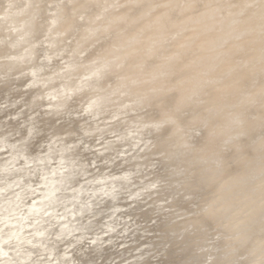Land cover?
<instances>
[{
	"label": "bare ground",
	"instance_id": "1",
	"mask_svg": "<svg viewBox=\"0 0 264 264\" xmlns=\"http://www.w3.org/2000/svg\"><path fill=\"white\" fill-rule=\"evenodd\" d=\"M65 1L71 3L73 0H45L42 11L38 13L42 16L38 26L39 36L31 40L28 39L18 49L19 51L11 52L7 55L9 59L0 63V74H2L8 72L7 70H12L30 57L33 60L31 64L19 69L18 74L24 73L25 75L21 79L22 81L9 85L0 93V113L7 112L4 116H0V127L4 124L1 122L2 120L7 122L9 117L16 120L18 115L23 114L19 122L16 121L9 127L11 132L0 133V156L10 154L0 161V174L3 173L2 175L6 176L12 173L14 168H19L20 171V174L11 180L14 182L0 184V222H2L0 224V258L8 255L0 259V264H13L15 260L19 261V264H27L28 260H31L28 264H49L52 261L54 264L74 263L75 258L70 256L73 249L69 252L67 249L72 248L76 244V240H81L83 236L80 234L76 236L75 240L69 239L65 242L66 238L73 234L74 229L73 225L69 224V220L61 221L60 218L83 211L82 206L84 205L71 209L70 212L65 211L61 215H56L54 211L59 202L57 192L70 177L68 172L64 171L67 168L68 170L81 171L84 176L92 173L86 179L80 180L81 185L84 181H88L87 184L77 186L76 191L69 196L74 200H81L82 192L91 190V186L97 181L105 180L106 175L112 177L123 173V176H126L129 174L128 172L133 173L135 169L145 166V164H136L137 167L114 172L112 175L110 172L106 174V171L115 165L113 162L116 155L126 153L127 150H122L123 146H130V150H136L149 144L148 142L152 138L150 135H146V131L150 130L151 132L164 121L171 122L173 125L170 126L172 128H169V131L172 130L176 145L170 150L169 156H176L184 145H188L198 136L199 127L196 123L201 122L208 124L205 133L210 138L209 145L203 143L204 146L207 145L208 150H204L200 160L210 164L206 165V168H199L202 165L200 163L196 174L200 173L199 180L209 181L217 175V170H213L212 163H217L221 156L220 146L234 135H245L248 138L244 142L252 144L264 130V0H242L238 6H233L231 2L223 0H192L194 4L184 5L185 7L180 6L183 0H174L171 10L165 14V17L161 15L158 18L159 25L155 36L148 41V48L153 51L148 54L149 57H160L161 55L165 57L150 71L151 77L167 74L168 78L162 80L158 85L138 89L134 92L133 98H122L121 94L123 95L128 90L129 84L142 79L137 72L140 70L136 69V74L132 76L128 75L130 73L125 75L121 70L119 71L124 63L130 62L124 57L130 53L119 52L116 48L136 38L133 34L122 37L126 24L112 25L109 22L128 21L145 15L154 7L152 0H143L144 5L137 10L130 7V12L134 13L135 11L134 16H132L133 13L124 11L117 16L110 17L107 24L100 25L92 22L107 9L111 0H84L76 6L78 10L75 15L77 16L70 25L66 23L61 29L53 31V26L61 18L57 14L58 10ZM30 2L31 0H0V27L4 21H7L12 24L13 31H18L16 34L18 37L16 36L17 38L8 43V50H12V46L17 47L21 43V39L23 40L28 34L26 28L22 31L20 27L21 23H26L25 21L29 18H18V15L29 7ZM210 3L213 7H208ZM251 5H258V8L243 16V12L250 9ZM34 13L36 12H32L30 17ZM189 24L201 27L202 37L198 44L194 47L191 44L185 45L181 49L182 54L175 53V49L167 48L165 44L169 42L170 38L178 35ZM99 26L105 27L102 34L91 37L94 34V29ZM67 30L69 32L66 36L60 39L52 38L54 34ZM87 33L92 39L88 44L78 49L79 39ZM2 39L4 37L0 38V40ZM107 39L109 41L104 45L99 44L90 59L84 58V54L93 45L96 46L100 41ZM185 42H190V39ZM225 43L227 45H223ZM15 50L17 49L15 48ZM147 58L141 60L144 65L149 62L146 60ZM95 60L97 61L94 63ZM79 65H84L86 71L80 74L76 73L77 78L73 79L72 76L75 75L73 70ZM183 68H186L185 71ZM187 70H191L190 76L186 75ZM109 75L112 76L107 79ZM105 79L107 80L103 82ZM177 80H180V85L183 87L176 86L178 85L175 83ZM164 81L167 85L164 84ZM172 87L179 91L174 99L166 98L157 101L152 97L147 98L150 90L171 89ZM91 89L98 90L96 94L87 95L86 90ZM113 94L117 96L112 97ZM37 98L41 99L37 101ZM26 106L29 107L25 111H21ZM198 106L200 109L189 116V110L196 109ZM145 107L149 108V117L142 115L144 112L141 110ZM156 110L160 112V115L151 116ZM48 112L57 114V119H62L67 126L73 125V127L63 132L46 133L50 131L53 124L51 125L47 120L43 121L41 116ZM116 118H120L118 124L107 127L108 120ZM16 132H21V135L11 140L7 137V135H14ZM106 132L118 133L115 135L117 139L97 143L95 140L105 138ZM144 132L146 138H143ZM39 133L44 135L38 140L36 136ZM134 133H139L141 137ZM131 134L134 135L132 138ZM32 137H36L34 140L37 141L29 144L28 140ZM128 137H130L129 141L124 142ZM115 140L121 143L110 146L111 152L106 154V143L116 142ZM22 141H25L24 144L27 147H31L29 152L19 150L18 144ZM141 142L143 145H140ZM96 147L100 148L96 149ZM3 149L6 150L3 151ZM55 150H61L63 153L55 157L53 156ZM67 150H71L72 156L65 154ZM21 157H24L23 161H20ZM55 159H58L59 162L51 164ZM95 161H98V166L91 168ZM154 162V160H150L148 166L154 165ZM30 163H33V166L26 167ZM254 163L255 156L251 158L247 167L249 171L253 172L255 169L264 168V162L258 164L256 168L251 167ZM50 164L51 166H49ZM95 170L98 171L95 172ZM26 176L28 180H26ZM157 178L155 175L149 183H154ZM34 182L36 185L32 186L31 183ZM41 184L48 186L44 187V190L38 187L34 190ZM10 186L20 187L10 192L9 196L1 193L3 190L6 192ZM98 188V186L92 188L93 192L100 191ZM36 190H43V194L33 197L32 200H35H31V203H24L23 198L32 196ZM108 191H104V193ZM45 192L47 193L45 194ZM248 192L250 194L247 195L243 190L236 202L241 205V211L246 212L247 209L253 208L250 213L253 217L247 212L244 217H241V220H232L231 222L235 223L234 227L239 226V229L242 230L240 238L246 248L251 246L250 243H254V241H247L255 229L250 226V221L257 220L264 212V201L261 202L259 192L252 189ZM134 193L135 191L132 192V194ZM108 194L110 195V193ZM102 195L101 193L97 198ZM228 195L225 197H229ZM225 197H220L223 200L218 203L222 205L216 208L221 219L226 216L222 213L224 212L223 208L233 210V212L238 209V207H234L236 202L225 200ZM44 198L47 200L33 203ZM74 204L75 201L67 204L64 210ZM24 206H28V208L24 210L25 214L21 215L20 210ZM49 212L47 218L36 223L38 218L42 217L41 213ZM105 216H109V214ZM31 217L34 218L33 222L25 223V220ZM42 221H47V223L42 224ZM148 223L151 222H147L145 225H150ZM31 224H34L32 229L25 232V227L31 226ZM98 224L101 225L100 228L106 225L104 222ZM112 230L114 229L112 228ZM124 230L123 228L120 232ZM145 230H148V227ZM152 230L157 231L151 226ZM31 232L32 234L27 235ZM104 233L106 232H102V234ZM145 233L148 232L145 231L144 235ZM157 233L159 238L161 233L160 231ZM150 234L149 236L148 234L147 236L143 235V237H151ZM112 237L113 234L103 238L96 234L92 241L96 244L94 246H97L98 244L95 242L110 241ZM141 241H136V244L142 243ZM78 249L80 251L84 248ZM9 250L12 252L9 253ZM152 253L149 252L150 256L156 254ZM33 255L36 257L33 258ZM132 255L128 254L127 256L132 259ZM42 257L44 258L42 259ZM93 259L88 258L83 264H91ZM260 261L261 259L257 263ZM128 262L124 264H130ZM120 263H122V259Z\"/></svg>",
	"mask_w": 264,
	"mask_h": 264
},
{
	"label": "water",
	"instance_id": "2",
	"mask_svg": "<svg viewBox=\"0 0 264 264\" xmlns=\"http://www.w3.org/2000/svg\"><path fill=\"white\" fill-rule=\"evenodd\" d=\"M44 1L45 0H40L39 2H43L45 4ZM76 1L78 0H73L71 3H68L67 1L64 2L63 6H61L57 13L61 18L53 26V31L61 29L66 23L67 25H70L72 20L68 10L73 8V5L76 3ZM143 2V0L138 2L136 1L131 8L137 10L144 5ZM224 2H226V0H224ZM35 3L36 0H31L29 7L18 15V18L25 17V19H27L26 17H28L29 19L25 21L26 23H21L20 30L23 31L24 28H26L25 30L26 32L28 31V34H26L23 40L19 38L21 39V43L17 45L18 48L15 47L17 50H15V48L12 46V50L9 49V51L8 43L12 41V39L18 37L16 35L18 31H13L11 23L7 21L2 23L0 32L3 31V28L7 26L6 28H9L8 32H10V35H8L9 33L6 35L4 34V39L0 40V53L9 52L10 54L11 52H17L19 51L18 49L23 46L28 39L31 40L34 37L39 36L40 33L38 32V26L40 25L42 16L38 13L42 11L44 4L42 5L41 10H36L34 6ZM111 8L112 6L109 5L107 9L104 10V12L99 15L92 23L97 24V22L100 20L103 21L112 17ZM153 9L154 7H152L151 10L145 15H141L135 19H129L128 21H110L109 23L112 25L116 23L126 24L122 34V37H126L127 35L132 34L131 30L134 28V26H136L140 20L145 19L148 15H150ZM248 10L249 8L243 12L244 14L242 15L245 16V14L248 13ZM34 11L36 13L30 17ZM132 13L133 12H130V14ZM134 15L135 11L132 16ZM189 26H191V24L184 28L175 37H171L165 46L171 50V47L176 44L180 36L184 34V31ZM104 29L105 27L103 26H99V28L94 29V34H92L91 37L96 34H98V36L101 35ZM68 32L69 30L60 33L59 36L53 35L52 38L60 39L61 37L66 36ZM89 36L90 34L88 35L87 33V35L79 39L77 43L78 49L89 43V40L92 39ZM135 38L136 39L130 42H125L116 48L119 52L130 53L127 56L124 55L125 59H128L130 62L127 64L124 63L119 69V71L121 70L125 75L130 73L128 74L129 76L135 75L136 69L140 70L137 71L140 75L144 72L151 71L158 64H160L161 61L164 60H161V58L164 57L163 55L160 57H149L148 54H151L153 51L151 48H148L147 45L148 49L146 50V57L141 58L138 61L139 64L135 66L134 63L137 55L134 52H131V48L136 47L139 40L136 35ZM108 41L109 39L102 40L100 43H97L98 45H93V47L84 54V58L86 57L90 59L92 57L91 54L95 51L99 44L104 45ZM179 53L182 54L181 51ZM5 57L6 58L3 60H0V63L9 59L7 58V55ZM144 58L149 60V62L145 65L141 61ZM96 61L97 60L93 62L95 63ZM32 62V57H30L26 61H22L21 64L16 65V67L12 70H7L8 72H3L0 74V93L9 85L20 82V80L23 79L25 75L24 73L18 74L19 69L31 64ZM185 69L186 68H183V71H185ZM83 71H86L85 66L79 65L73 70L75 75H73L72 78L76 79V75L82 73ZM190 71L191 70L186 71L187 76L191 75ZM111 76L112 75H109L107 79ZM149 78L150 80L147 81V83L140 82V80H138L139 82H133L129 84L128 90L123 95L121 94V97L133 98L134 92L138 89L147 87L149 88L152 85H158L160 82H162V80L168 78V76L165 74L164 76L160 75L151 77L149 72ZM107 79L103 80V82ZM180 80L175 81V83L178 84L176 86L183 87V85H180ZM164 84H166L165 81ZM173 87L171 89L165 88L156 89L154 91L150 90L148 91L150 94H148L149 96L147 98L149 99L152 97L157 101H161L166 98L174 99L179 91L177 88ZM97 90H86V94H96ZM116 96L117 95L115 94L112 95V97ZM40 99L41 98H37V101ZM28 107L29 106L22 108L21 111H25ZM199 107L200 106H198L196 109L192 108L193 112L192 110H189V116L200 109ZM141 112H144V114H142L143 117H146L147 115L149 117L148 107L143 108ZM154 112L155 113L151 116L160 115V112H157V110ZM6 113V111L1 112L0 116H4ZM22 115L23 114L18 115L16 120H14L12 117H9L7 122L2 120L1 122H4V124L2 127H0V133L4 131L11 132L9 127L16 121L19 122L22 118ZM57 117V114L53 112H48L41 116L43 121L47 120L49 123H51V125L53 124L52 127L50 125V131H47L46 133L49 132L52 134L54 132H63L73 127V125L67 126L64 121H62V119H57ZM119 121L120 118L108 120L107 127H113L112 125L114 124L115 126V124H118ZM171 125H173L171 122L164 121L160 123L156 129H152L151 132L150 130L146 131V135H150L152 140L144 147L142 146V148H138L139 150H130V146H123L122 150H127L126 153L123 152L116 155V159H114L113 162L115 165L106 171V174L110 172L112 175L114 172L128 170L134 166L137 167L136 164H145V166H142L140 169H135L133 173L128 172L129 174L126 176H123V173L122 175L112 177L106 175V177H104L105 180L97 181L91 186V190L82 192L81 200H74V198H69V196H71L76 191L77 186L81 185L80 180L86 179L92 173L84 176L81 171H75L74 169L68 170V168L64 170L65 172H68L70 177L68 178V181L64 182L62 188L57 192L59 194V202L56 210H54L56 215H61L63 212L65 213V211L70 212L71 209H75L76 207L78 208L84 205L82 206L83 211L77 212L75 215L68 214L67 217L60 218L61 221L69 220V224L73 225L74 229L73 234L66 238L65 242L69 239L75 240L76 236L80 234L83 236L81 240H76V244L73 245L72 248L67 249L68 252L69 250L73 249V252L70 253V256L75 258V264H83L88 258H94L91 264H120L118 263V260H114L113 252H115L116 249H123V251L126 252L128 245H131L127 243L130 241L129 238H132L133 241L141 240V237L144 234L138 230L140 229V223L146 220H148V222L152 221L151 225L153 226V229H158L162 232L161 238L157 241L148 240L140 245L138 249H136L137 251L134 252L135 259H133L130 264H144V261L146 262L145 264H264V212L257 218V220L250 221V226L255 228L254 233L247 240L248 242L254 241V243H250V247L246 248L245 245H243L244 243L240 238L242 230L239 229V226L234 227L235 223H231L232 220H241V217H244L247 212H249V215L253 217V215L250 214L253 208L247 209L246 212L244 210L241 211V205L236 202L243 190L246 191L247 195L250 194L248 191L251 189L259 192V195L261 196V202L264 201V168L255 169L253 172L247 169L253 156H255V163L251 165V167L256 168L258 167V164L264 162V130H262L261 134L254 139L252 144L244 142L248 138L245 135H234L229 140H227L222 146L219 147V150L222 151V153L218 158L217 163H212L214 166L213 170H217V175L209 181H204L199 180L200 173H196L199 168H206L205 166L210 164L209 162L206 163L200 160L202 158L201 155L205 152L204 150H208L206 147L207 145L204 146L203 144H208L209 142L210 136L206 135L205 133L208 129V124L197 122L196 125L199 127L198 136L195 137V140L190 141L188 145H184L176 156H169L170 150H172L176 145L174 136H172V130L169 131L172 128L170 127ZM116 134L118 133L111 134L106 132L105 138L101 140L97 139L95 141L100 143L103 141L114 140L117 139L115 137ZM134 134L136 136H140L139 133ZM20 135L21 132H16L14 135H7V137L11 140ZM43 135L44 134L39 133L36 137L39 140V138H41ZM143 135V138H146L145 132ZM133 136L134 135L131 134L130 137L132 138ZM200 136L201 138H199ZM36 137L30 138L28 140L29 144L31 142H36L37 140H34ZM130 137L125 139L124 142L127 140L129 141ZM115 141L116 142H111L110 144L106 143V154L111 152L110 146L121 143L118 140ZM24 143L25 141H22L18 144L19 150L29 152V148L31 147H27ZM140 145H143L142 142ZM99 148L100 147H96V149ZM198 148L201 149L199 150ZM5 150L6 149H3V151ZM197 150L199 151L197 152ZM62 153L63 151L61 150H55L53 151V156L56 157ZM65 154L72 156L71 150L65 151ZM9 155L10 154L0 156V161ZM23 160L24 157H21L20 161ZM150 160L155 161L154 165L148 166V162ZM57 162H59V160L55 159L52 160L51 164L54 165ZM200 163H202V165L198 168ZM51 164L49 166H51ZM98 164V161H95V163L91 165V168L97 167ZM31 166H33V163L26 165V167ZM97 171L98 170H95V172ZM11 172L12 173L7 174L6 176H3V173L0 174V184L9 183V181L13 180L15 176L20 174L19 168H14ZM155 175L158 177L157 180L150 184L149 181L154 178ZM26 180H28L27 176ZM87 182L88 181L82 182V185L87 184ZM31 185L35 186L36 183H31ZM46 186L48 185L41 184L40 186H36L34 190L37 187L44 190V187ZM96 186L99 187L98 190L100 189V191L95 193L93 192L92 188ZM19 187L20 186H10L6 192L3 190L1 193L9 196L8 194H10V192L17 190ZM43 190L34 191L32 196H26V198H23L25 201H22L24 203H31L35 200H32L33 197L43 194ZM104 191L108 192L104 193ZM134 191L135 193L132 194ZM46 193L47 192H45V194ZM101 193L103 195L100 196V198H97V196ZM108 193H110V195ZM227 195L229 197H225ZM112 196L115 197L111 198ZM221 196L225 197V200L236 202L234 203V207H238V209L234 212L233 210H226V208H223L224 212L222 213L226 215L224 219H221L219 216L220 214L216 210L217 206L222 205L218 203V201L223 200L220 199ZM148 199L151 201L150 206L146 205V200ZM46 200L47 198H44L43 200L38 199L33 203L35 204L37 202ZM73 201H75L74 206L64 210V207ZM215 205L216 207L214 208ZM27 208L28 206H24V208L20 210L21 215L25 214L24 210ZM50 212L43 214L41 213L42 217H39L36 223L47 218ZM108 214L109 216H105ZM150 215H155L156 220L153 221ZM33 220L34 218L31 217L26 219L25 223H32ZM99 222H104L106 225L100 228L99 226L101 225L98 224ZM43 223H47V221H42V224ZM0 224H2V222H0ZM33 226L34 224H31V226H26L25 232L32 229ZM112 228L114 230H112ZM123 228L125 230L120 232V230H123ZM102 232L106 233L102 234ZM30 234H32V232L27 233V235ZM96 234L102 238L113 234V237L110 241L101 240V242H95L98 245L94 246L96 244H94L92 240L93 236ZM80 247H83L84 249L79 251L78 248ZM152 249L155 250L156 254L153 256V260L150 262L147 254ZM11 252L12 250H9V253ZM7 256L8 255H5V257ZM5 257L2 256L0 259ZM34 257H36V255H33V258ZM43 258L44 257H42V259ZM259 259H261V261L257 263ZM30 261L31 260H28L26 263L28 264ZM74 263L71 262L70 264ZM13 264H19V261L15 260ZM49 264H54V261L50 262Z\"/></svg>",
	"mask_w": 264,
	"mask_h": 264
},
{
	"label": "rangeland",
	"instance_id": "3",
	"mask_svg": "<svg viewBox=\"0 0 264 264\" xmlns=\"http://www.w3.org/2000/svg\"><path fill=\"white\" fill-rule=\"evenodd\" d=\"M40 0H36V3H35V9L36 10H41V8H42V5L44 4L43 2H39ZM83 0H78V1H76V3L73 5V8L71 9V10H68L69 11V13H70V16H71V20H73L74 18H75V12L78 10L77 8H76V6L80 3V2H82ZM137 0H111V6H112V13H111V16L112 17H114V16H117V15H119V14H121L122 12H124V11H131L129 8L130 7H132L133 6V4H134V2H136ZM224 1V0H223ZM242 0H226V2H231V4L233 5V6H238L239 4H240V2H241ZM152 2H153V4H154V9H153V11H152V13L150 14V15H148L145 19H142V20H140L138 23H137V25L136 26H134V28L131 30V33L132 34H134V35H136L137 36V38H139V40H138V42H137V46L136 47H132L131 48V52H134L136 55H137V57H136V59H135V63H134V65L136 66V65H138L139 64V60L141 59V58H143V57H146V55H147V52H146V50L148 49L147 48V45H148V41H149V38L150 37H153V36H155V31L157 30V28H158V25H159V20H158V18L162 15L163 17H165V14L167 13V12H169L170 10H171V7L173 6V3H174V0H152ZM212 3H214V2H212ZM192 4H194V1H192V0H183L182 1V3H181V5L182 6H184V5H186V6H190V5H192ZM215 4V3H214ZM212 4L210 3L209 5H208V7H213V6H211ZM258 8V5H251L250 6V9L248 10V13H250L251 11H253L254 9H257ZM206 20V19H205ZM110 21V19H105V20H103V21H99V22H97V25H100V24H107L108 22ZM146 24V25H145ZM200 29H201V27L200 26H197V25H195V26H193L192 24H191V26H189L185 31H184V34L182 35V36H180V38H179V40L176 42V44L174 45V46H172L171 47V49H175V53H179L180 51H181V49L185 46V45H187V44H191L193 47L194 46H196L197 44H198V41L201 39V32H200ZM8 30H9V28H6V27H4L3 28V31H1L0 32V38L1 37H5V35L4 34H8L9 32H8ZM60 35V33H56V34H54V36H59ZM7 38V37H6ZM11 38V37H10ZM12 39V38H11ZM187 39H190V42H185V40H187ZM225 45H227V43H225ZM6 55H9V52H3V53H0V60H3L4 58H6L5 56ZM162 59H165V57H163V58H161V60ZM149 72L150 71H148V72H144V73H142L141 74V77H142V79H140V82H144V83H147V81H149L150 80V78H149ZM150 199H148V200H146V205L147 206H150V202L151 201H149ZM149 201V202H148ZM150 217H152V220L154 219V220H156L155 218H153V217H155V215L153 216H151L150 215ZM153 220V221H154ZM148 222V220L147 221H145V223H140L141 224V227H140V229L142 228V227H144L143 229H141V231L140 232H142L143 234H144V232L146 231V232H148V233H145V235L144 236H147V234H148V236H149V234H150V236L151 237H141V240H139V241H141L142 243H137L136 244V241H132V238L130 239V241L129 242H127V243H129V244H131V245H128V247H127V251H128V253L126 254V252L125 251H123V249H120L121 250V252H120V250H118V249H116L117 251H115V252H113V257H114V260H118V261H120L121 262V259H122V263H120V262H118V263H120V264H124V263H127L128 261V263H131V261L133 260V259H135L134 257V250H135V252L137 251L136 249L140 246V245H142L143 243H145L146 241H148V240H150V238H151V240H158V239H160L161 238V236H160V234H159V238H158V233H157V231H160V230H158V229H156L157 231H155V230H152L151 231V223H152V221H151V223H148V224H150V225H148V226H146L145 224ZM143 225V226H142ZM150 226V227H149ZM146 227V228H145ZM147 227H148V230H145V229H147ZM150 228V229H149ZM152 228H153V226H152ZM139 229V230H140ZM138 230V231H139ZM149 230H150V233H149ZM154 231V232H153ZM153 232V233H152ZM155 233V234H154ZM160 233L162 234V232L160 231ZM154 235V236H153ZM157 236V237H156ZM153 237V238H152ZM156 237V238H155ZM143 238H144V240H143ZM133 242V243H132ZM134 245V246H133ZM130 246V247H129ZM135 247V248H134ZM137 247V248H136ZM133 248V250H131ZM129 249V250H128ZM153 250V249H152ZM129 251H131L130 253H129ZM133 252V253H132ZM151 252H153L152 254H154L155 253V250L154 251H150V254H151ZM116 253V254H115ZM120 254V255H119ZM126 255V256H124V255ZM129 254V256H130V254H133L132 256H133V258L132 259H130V257H128L127 255ZM148 254H149V252H148ZM148 254H147V256H148ZM150 254H149V256H150ZM117 255V256H116ZM123 255V256H122ZM155 255V254H154ZM154 255H151L148 259L150 260V262H151V260H153V256ZM116 256V257H115ZM131 256V257H132ZM123 257V258H122ZM127 259H126V258ZM119 258V259H118ZM121 258V259H120ZM124 259V260H123ZM126 260H127V262H126ZM123 261H125V262H123ZM144 263H146L145 261H144Z\"/></svg>",
	"mask_w": 264,
	"mask_h": 264
}]
</instances>
